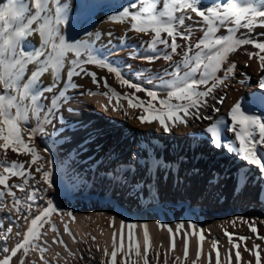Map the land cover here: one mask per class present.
<instances>
[{"label":"snow or ice","instance_id":"1","mask_svg":"<svg viewBox=\"0 0 264 264\" xmlns=\"http://www.w3.org/2000/svg\"><path fill=\"white\" fill-rule=\"evenodd\" d=\"M111 19L114 21L129 19L131 31L150 36L145 45L156 55L133 54L132 58H139L147 63H153L161 58L171 62L174 56L181 55L178 49H182L181 59L164 69V75L169 76V79L164 80L158 74L156 79L160 83L157 85L151 76H147L146 83L153 85L152 88H148L126 78L119 66L113 65L95 51L93 36L99 39V34L86 32L78 39L72 41L66 39L64 26L68 23V5L65 0H0V150L5 156L9 150L17 156L21 154L30 156V160L26 162L13 160L9 163L6 159L0 158V167L3 168V172H0V202H4L6 197H11V210L17 214V220L22 218L27 224L23 234L16 232V236L22 238L14 247L11 249L6 246L0 247V252L4 253L0 257V264H11L13 258L18 259V264H36L28 260L32 252L39 253V264H52L45 255L49 251L48 241L45 239L48 230L55 233L51 240L52 245H60L69 256H75L52 219L54 215H59L64 225L63 234L77 242L69 222L64 220L66 215L74 222L75 216L72 212H61L58 206L49 200L43 209L32 215L36 201L42 199V195L39 194L53 189L55 184L52 179V161L44 155L49 149L47 147L37 149L36 137L45 133L49 125L56 134L65 129L75 131L77 128L85 127L79 121L75 124L69 123L61 111L63 105L69 103L67 90L81 87L74 82V77H90L92 83L98 87L102 81L103 87L108 89L103 95L108 97L110 104L113 98L116 100L112 111H123L120 101L126 100L129 109L141 111L139 116L134 117L141 124L156 123L159 129L167 134L180 126L187 127L193 119L198 122L212 121L213 117L210 114H201L202 109L207 108L211 112L221 110L216 105L224 104L226 94L216 96L215 93L220 88H227V81L236 75L237 69L235 61L229 62L230 54L238 52L244 46L252 45L258 51L245 50L244 54L249 60L257 59L260 71L264 73V40L258 38L264 37V32L255 36L236 35L240 29L252 33L256 27L264 28V0H211L210 5L206 7L202 5V0H133L119 17ZM220 29H224L227 34L218 35ZM195 32H202L203 35L194 40ZM34 34L39 35L38 46L30 39ZM161 46L165 50L162 56ZM169 49L170 52L167 51ZM29 65H33L34 69L25 79ZM86 65L106 69L109 74H114L122 87L133 91L123 94L116 92L108 84L107 77L98 78L97 73L89 71ZM245 67H248V64H245ZM65 69L64 87L51 97L49 104L42 103L47 99L46 93L56 92L60 81L64 79ZM221 71L223 75H217ZM49 72L53 82L43 85L41 77ZM150 72L151 69H145L140 75L144 76ZM258 83L264 88V75ZM138 93H144L146 99L138 96ZM209 98L215 100V104L209 105ZM64 110L70 114H76L78 111L71 106ZM107 110L108 106H105V111ZM124 114L128 115L126 111ZM33 119L36 121L34 127L31 126ZM226 119L227 124L224 119L216 120L200 134L206 135L207 142L215 149L234 154L236 158L245 161L247 166H253L261 182H264V117L247 114L237 103L231 107ZM227 132L234 134L229 140L223 138ZM91 139L92 134L89 133L83 144H88ZM116 164V175L121 181L126 179L134 167L142 166L148 171L153 165L157 168L163 166L158 159L153 160L147 155V149L131 154L127 161H120L117 158ZM11 177H17L21 182L10 184ZM249 178V175L241 172L237 177L238 183L245 184ZM17 191L23 193V198L17 196ZM260 194H264V189L258 192V195ZM114 219L109 227L114 228ZM239 219L254 234L255 239L264 241L256 221ZM232 223L235 226L236 221ZM260 223H264V220ZM46 225L50 226V229H46ZM125 227L128 229L127 247ZM136 227L135 223L129 222L126 225L125 221L121 220L119 245L116 231L112 233L111 251L107 246L101 249L100 245H95V250L102 252L99 264H139L140 260L143 264H151L149 259L151 238L147 224L143 225V253L133 231ZM159 227L167 228L170 237L169 252L175 250L176 237L183 230V258L175 256L173 264H185L189 257V235L196 236V258L191 264H198L203 255V243L207 239L203 229L197 231V225L191 222L187 229L182 223L177 224L175 230L164 224H159ZM188 229L192 230L191 233ZM12 232L11 226L0 230V239L7 241ZM224 235L229 243L226 259L224 261L221 259L220 242L217 239L211 243L207 264H213V252L215 264H253L251 260H243L241 248L255 257V264H261V245L254 243L251 248L247 245V241L252 237L226 229ZM91 240L95 242L96 237L91 236ZM133 252L137 259H132ZM161 254V251L157 250L156 264H160ZM168 259L169 256L165 253L163 264H168Z\"/></svg>","mask_w":264,"mask_h":264},{"label":"rangeland","instance_id":"2","mask_svg":"<svg viewBox=\"0 0 264 264\" xmlns=\"http://www.w3.org/2000/svg\"><path fill=\"white\" fill-rule=\"evenodd\" d=\"M206 6H209L207 4ZM205 6V7H206ZM193 16L195 14H192ZM92 15L81 14L77 16V22L92 20ZM83 18V19H81ZM186 23H191L186 21ZM200 32L194 33V40L198 37ZM183 43V41H180ZM181 50V49H178ZM108 55L113 56L114 53L110 52ZM140 55V54H139ZM179 55L174 56L173 61ZM137 58L136 60H138ZM172 63V61H167ZM236 75L227 81V88H220L216 91L215 95L226 94V99L229 92L236 87L239 83L245 84L246 89H244V94L246 96L252 95L254 99L261 104V110H257V113H262L264 117V88L259 86V80L264 73L260 71L259 66L256 68L255 73L248 74L246 77L242 74L243 70L246 69L245 64H249L248 60H240L237 62ZM119 66L120 70L126 78H129L135 83H142L148 88H152V84H147L146 79H137L132 76L133 69L135 65L128 58L122 59L115 64ZM160 76L163 72L158 73ZM223 75V71L220 73ZM162 79H167L163 76ZM142 80V81H141ZM154 84H159L160 81L154 79ZM78 89H69V102H75L80 98V93L74 92ZM256 96H254V95ZM145 98V97H144ZM71 100V101H70ZM74 100V101H73ZM224 101V103H225ZM215 104V100L209 98V105ZM69 105L65 104V106ZM224 105V104H223ZM223 105H216L222 111ZM64 107L61 109L64 111ZM97 106L93 103L88 104L87 109H85V115L92 120L96 126L97 131H99L98 136H92L91 141L83 147L82 153L86 155L83 163L77 166L68 167L62 161V156L67 155L64 151L62 145V140H60V133H52L49 136L50 126L47 127V131L44 138L35 139L40 140L43 144H40L42 148L47 147L49 151L44 153L48 158L51 159V171L52 179L55 181L53 189L46 193H42V199H38L36 204L33 206L32 215L37 214V212L43 209L49 200H51L55 205L58 206L61 212L70 211L72 213H84L89 209L96 210V208L105 209L107 215H115L122 213L127 216H136L140 214L141 211H150L153 209L160 210L164 207L169 208V215L173 217L175 223H196L197 220H201L204 217L218 218L224 221V224L219 225L217 228L213 229L214 233L210 237V245L212 241L219 240L220 246L221 242L225 239L220 238L218 234L224 235V230L229 232H236L243 236H251L253 238V233L250 232L249 228L242 223L239 218H244L247 221H256L258 231L262 236H264V223H260L264 220V194H260L263 199L260 203L253 201L251 203H235L234 204H222L212 212L214 208L205 203H198L196 198L198 197L202 188L207 184L210 177L216 174L224 177L223 187L225 189L230 188V184L233 183L234 179L238 182V175L241 172H245L249 175V183H253L257 186V191L260 192L264 189V182H261L259 175L256 174V169L253 166H247L245 161L236 158L234 154L228 153L225 150L215 149L211 144H209L208 137L202 135L203 129H206L210 123L220 120L218 112H211L210 109H202V115H211L213 117L212 121H196L190 120L187 129L183 132L173 131L171 134L163 136L162 133H156L151 127L140 129V127L130 126L131 121L134 119V115L137 110L132 111L129 117L125 114H113L108 111L98 110ZM61 110V111H62ZM133 110V109H132ZM62 111V112H63ZM205 111V112H204ZM251 114V113H250ZM251 115H254L253 113ZM227 116V115H226ZM224 116V117H226ZM218 117V118H217ZM225 123L228 120L224 118ZM58 125V124H57ZM59 126V125H58ZM134 132L143 134L146 139L151 141L149 143L152 154H154L155 160L158 159L163 166L172 165L176 163L177 166H182L184 163L189 164V168L184 171L181 175L182 168L177 169V173L174 174V179L179 180L180 184L184 181L186 173H192V183L186 189L187 193L181 195L180 191H170L168 194L163 195L161 191V180L156 182L148 175V172L144 170L141 166L139 168L134 167L132 172L127 175L125 181V186L123 191L119 193V183L121 182L120 177L116 175L117 164L116 159L119 158L120 161H127L131 154L137 153L138 150L135 148ZM147 135V136H145ZM201 135V136H200ZM234 134L227 132L224 134L223 138L229 140ZM238 143V142H237ZM153 145V146H151ZM186 145V148H185ZM179 146V147H178ZM37 148V149H42ZM63 149L62 155L59 149ZM103 148L106 150L100 153ZM199 148V153L194 154ZM178 149V150H177ZM187 149V151H184ZM192 150V153L191 151ZM154 151V152H153ZM99 153V154H98ZM0 158L6 159L9 163L13 160H18L20 162H26L30 160L29 155L21 154L17 156L12 153L11 150L8 151L5 156L3 151L0 150ZM143 162L141 161V165ZM212 165V167H211ZM162 166V167H163ZM35 165H33V168ZM68 169V170H67ZM251 169V171H249ZM0 172H3V168L0 167ZM187 173V174H188ZM121 174L122 170H121ZM168 176L171 174L168 173ZM200 178L201 183L198 189L193 193V187L195 181ZM116 180L114 185L112 181ZM220 180V177L219 179ZM122 181V182H124ZM21 180L17 177H11L9 180L10 184L20 183ZM231 182V183H230ZM31 183V182H30ZM196 184V183H195ZM239 186L244 184L237 183ZM152 189V190H151ZM15 190V189H14ZM152 191V192H151ZM151 192V198L148 199V193ZM17 196L23 198V193L17 191ZM147 196V197H146ZM11 197H6L4 202H0V230L7 229L11 226L13 228L12 234L8 237L7 241L0 239V247H8L11 249L15 246V243L22 237H17L16 232L19 231L23 234L27 227L26 222L21 218L17 220V214L14 210H11ZM163 211V210H161ZM116 212V213H114ZM55 216V215H54ZM233 221H236L235 226ZM262 226V228H260ZM246 230V231H245ZM254 240L248 246L260 244L261 245V260H264V241ZM248 244V241H247ZM211 248V247H210ZM241 252L243 248H241ZM248 253V252H245ZM89 252L83 255V259L87 264H99L98 260L89 257ZM4 253L0 252V257ZM213 262H215V253H212ZM248 257L254 260V256L248 253ZM28 260L30 261L29 257ZM32 261V260H31ZM151 262V261H150ZM172 262V259H170ZM11 264H18V259L13 258ZM153 264V263H151Z\"/></svg>","mask_w":264,"mask_h":264},{"label":"bare ground","instance_id":"3","mask_svg":"<svg viewBox=\"0 0 264 264\" xmlns=\"http://www.w3.org/2000/svg\"><path fill=\"white\" fill-rule=\"evenodd\" d=\"M65 2L68 5V23L64 26V35L66 39L69 41L78 39L86 32L93 33V34H99V39H95V36H93L94 40V48L95 51L102 57L106 58L107 60L111 61L113 65H115L117 62H119L122 59L128 58L131 60V62L134 63L135 68L133 69V72L131 73L132 76L136 77L137 79H146L147 76H151V78L154 80L156 79L159 72H163L161 77L166 76L167 79L170 77L167 75H164V69L169 68V65L179 61L181 59L182 55V49L178 50L181 55H179L177 58H175L172 63H168L164 59H157L153 63H147L146 61H143L141 59L136 60L137 58H132L133 54H140L139 56H147V55H156V53H152L148 50V48L145 45V42L150 40V36L143 35V34H137L134 31L130 30V20L124 19L122 21H114L111 18L112 17H119L120 14L123 12L124 8L128 6L130 2H133V0H65ZM211 0H202V5L206 6L207 4L210 5ZM92 15V20H89L90 22H77L78 19L77 16H80L81 14ZM83 19V18H81ZM35 27V25H34ZM264 32V28L256 27L254 29V32L248 33L246 29H240L236 35L238 37H242L244 35H256L258 33ZM111 33V35H109ZM218 35H226L224 29H220V31L217 33ZM203 33L200 32L197 38L202 36ZM259 39L264 40V37H258ZM32 43L36 46L40 43V38L38 34H34L33 37L30 38ZM161 52L160 55H163V50L161 46ZM245 50L249 52H255L258 51L255 49L252 45H247L241 48L238 52L232 53L229 56V62L235 61L236 64L240 60H248V67L243 70V75L246 77L248 74L255 73L256 68L259 66L257 59L249 60L248 56L244 54ZM170 52V49L167 50ZM110 52H113L114 55L110 56L108 55ZM71 55V53L69 54ZM174 58V57H173ZM238 65V64H237ZM117 66V65H116ZM227 65H225L226 67ZM89 71L97 73V77H107L108 84L111 86V88L115 89L116 92L123 94L124 92H132V89H128L127 87H122L119 82L115 79L114 74H109L106 69L97 67L95 65H86L85 66ZM34 69L33 65L28 66V73L25 76V79H27V76L31 74V71ZM145 69H151L150 73H145L144 76H141L140 73L144 72ZM170 70V69H169ZM222 72V71H221ZM220 72V73H221ZM220 73L217 75L221 76ZM64 79H62L59 83V86L56 90V92L53 93H46L45 96L47 99H44L42 103L49 104L51 101V97L58 94V91L64 87V83L66 80V69L63 73ZM164 79V80H167ZM43 85H47L53 82L51 73H45L41 77ZM74 82L81 87L77 88L78 91H73L80 93V98L77 99L75 102H69V105L65 106L63 105L64 109H66L68 106L73 107L74 109L78 110L76 114H70L67 111H63V116L66 121H68L71 124H75V122L79 121L81 124L85 125L84 128H77V130L73 131L71 129H65L63 132L60 133V140H62V145L64 147V151L67 153V155L62 156V161L66 166H77L80 165V163H83L86 155L82 153L83 147L85 146L83 144V141L85 138L89 135V133L92 134V136H98L99 131H97L96 126L92 122L91 119H89L84 111L87 109L88 104H95L99 110H104L105 106H108V112L113 114H124L126 111L128 113V117L130 113H132V109H129L127 107V101L121 100L120 105L123 107V111H112V106L116 105L115 98L112 99L111 104L109 103L108 97L104 96L103 93L108 91V89L103 87V82L101 81V85L98 87L97 85L92 83V80L90 77L83 76V77H74ZM142 81V80H141ZM142 84V83H139ZM145 86V85H144ZM244 89H246L245 84L239 83L236 87H234L228 94L227 100L225 101L222 111L218 112L220 116H218L220 119L227 118V114L232 106L239 103L243 110L246 111L247 114H254L256 116H263L262 113H257V110H261V104H259L252 95L246 96L244 94ZM69 90V89H68ZM67 90V91H68ZM89 92L93 94H89ZM83 93V94H82ZM69 94V92H68ZM138 96L141 98L146 99V96L144 93H138ZM254 95V94H253ZM256 96V95H254ZM71 101V100H70ZM74 101V100H73ZM202 111V110H201ZM205 112V111H204ZM263 112V111H262ZM202 113V112H201ZM141 114V111L138 110L137 113L134 115V117L139 116ZM250 114V115H251ZM226 116V117H224ZM217 117V118H218ZM36 121L33 119L31 121V126H35ZM50 126V132L47 136L50 137V135L53 133V127ZM130 126L134 127H140L146 130L145 128L151 127L153 130L156 131V133H162L163 132L159 129L158 124H141L138 119H133L131 121ZM58 127V125H57ZM187 129V127L180 126L176 128L174 131L177 132H183ZM147 136V135H145ZM201 136V135H200ZM45 134H40L36 138L41 139L44 138ZM64 137H67L68 139H64ZM134 140H135V148L140 151L141 149H147V155L152 157L153 160H155L154 154L151 152V148L148 146L151 141L149 139H146L143 134L134 132ZM38 142H35V146L38 148H42L40 144H43L40 140H36ZM40 143V144H39ZM153 146V145H151ZM106 150V148H103V150L100 152L103 154V152ZM63 151V152H64ZM154 152V151H153ZM192 153V150H191ZM99 154V153H98ZM143 162V161H142ZM182 168L183 175L184 171L189 168V164H183L182 166H177L176 163H173L172 165H166L163 167L157 168L155 165L151 167L150 170H148V175L151 177L152 182L153 180L158 182L161 180V191L163 195L168 194L170 191H180L181 195H184L187 193V190L189 185L192 183V173H186V176L184 178V181L180 184L179 180H175L174 174L177 173L178 168ZM68 170V169H67ZM167 171L170 176H168ZM220 177V180H218ZM112 181V185L110 183V186L112 187L115 183ZM224 177L221 175L216 174L215 176L212 175L210 179L207 181V184L204 188L201 189L198 197L196 198V201L198 203H205L206 205H210L214 210H212L213 213H215V210H218L220 205L223 203L226 204H234L235 203H251V202H257L260 203L261 195H258L257 186L253 184L252 182L247 184H244L242 186H239L236 182V179H234L233 183L230 184V188L227 190L223 187ZM196 183V184H195ZM194 187H193V193L198 189V186L201 183L200 178L195 181ZM248 183V182H247ZM223 184V185H222ZM125 186V181L119 183V193L123 191V188ZM152 190V189H151ZM152 192V191H151ZM151 192L148 193V199L151 198ZM147 197V196H146ZM163 210V211H161ZM106 210L102 208H96V210L89 209L84 213H73L75 216V221H71L70 218H68L66 215L64 216V220L69 222V227L72 231V233L75 235L77 242H73V239L69 237L67 234H63V223H61V218L59 215H55L52 217V219L55 221L57 227L60 230V233L63 235V239L68 245V248L71 249L73 253H75V256H69L68 252L64 249V247L60 245H52L51 240L55 233L48 230V235L45 237V239L48 241V248L49 251L45 254L51 261L52 264H87L84 259L83 255L87 254L88 252L89 257L94 258L95 260L100 261V258L102 256V252H97L95 250V245H100L101 249L104 246H107L109 248V251H111V244H112V233L113 231H116L117 233V244L119 245L120 242V222L121 220L125 221V224L132 222L137 225V227L133 230L134 234L136 235L139 245H140V251L143 253L144 250V228L143 225L147 224V228L150 234L151 238V248L149 251V259L151 263L156 264V252L157 250L161 251V257H160V264H163L164 261V254L167 253L169 256L168 264H173V258L175 256H180L183 258V230L181 231V234L176 237V247L175 250L172 252H169L170 247V237L169 233L167 231V228H160L159 224H164L171 226L173 230H175L177 223L174 222L169 215V208L164 207V209L160 210H150V211H141L140 214L136 216H127L123 215L122 213H118L115 215H107L104 213ZM68 211H64L63 213H67ZM116 213V212H114ZM114 219V228L109 227L110 222H112V219ZM159 222V224H158ZM185 229L188 228V223H183ZM197 225V231L200 229L204 230V233L207 237V239L203 243V255L201 256L200 261L198 264H207V254L211 251L210 245V237L213 236L212 230L217 228L219 225L224 224V221H221L218 218H209L204 217L201 220H197L195 223ZM220 227V226H219ZM46 229H50V226L46 225ZM262 228V226L260 227ZM189 233H191V229H188ZM246 231V230H245ZM262 229V233H263ZM127 232L128 229L125 227L124 229V235H125V247H127ZM91 236H95L96 240L93 242L91 240ZM220 238L225 239V241L221 242L220 246V252H221V259L224 261L226 259V251L229 247L228 239L225 235L218 234ZM251 237V236H250ZM257 240L255 239V236L253 235L252 239L248 240V246H251L250 244L252 241ZM263 242V241H262ZM261 242V243H262ZM258 244V243H257ZM162 246V247H161ZM91 248V251L89 249ZM197 248V237L194 235H189V257L188 260L185 262V264H191L192 260H195V253ZM243 253V260L249 261L248 253ZM255 258V257H254ZM30 262H36V264H39V253L38 252H32L29 255ZM118 261L120 260V256H118ZM132 259H137L135 257V254L133 252ZM170 259H172V262H170ZM32 260V261H31ZM253 264H255V259L251 260ZM139 264H143V261L140 260ZM215 264V262H213ZM261 264H264V260H261Z\"/></svg>","mask_w":264,"mask_h":264},{"label":"water","instance_id":"4","mask_svg":"<svg viewBox=\"0 0 264 264\" xmlns=\"http://www.w3.org/2000/svg\"><path fill=\"white\" fill-rule=\"evenodd\" d=\"M167 134H171V133H167ZM167 134L166 133H163V136H166ZM59 151H60V153L62 155L63 149L60 148Z\"/></svg>","mask_w":264,"mask_h":264}]
</instances>
